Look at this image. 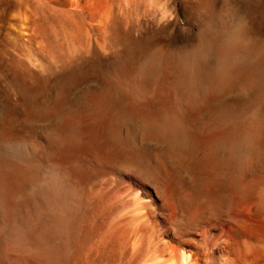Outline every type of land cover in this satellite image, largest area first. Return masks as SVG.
Masks as SVG:
<instances>
[{
	"label": "rangeland",
	"instance_id": "374dc122",
	"mask_svg": "<svg viewBox=\"0 0 264 264\" xmlns=\"http://www.w3.org/2000/svg\"><path fill=\"white\" fill-rule=\"evenodd\" d=\"M80 1L0 0V172L9 144L30 133L80 141L109 131L121 156L140 159L148 173L145 142L219 173L225 146L209 136L234 128L215 130L209 119L253 121L258 127L241 132L264 137V0ZM241 23L247 43L227 47ZM170 103L179 112L120 115L129 106ZM174 120L176 136L157 138L159 126ZM162 153L154 150L158 160ZM260 157L252 150L241 170L264 175ZM9 258L38 261L32 252Z\"/></svg>",
	"mask_w": 264,
	"mask_h": 264
},
{
	"label": "bare ground",
	"instance_id": "6f19581e",
	"mask_svg": "<svg viewBox=\"0 0 264 264\" xmlns=\"http://www.w3.org/2000/svg\"><path fill=\"white\" fill-rule=\"evenodd\" d=\"M153 106L121 108L120 115L180 109ZM177 122L159 126L157 138L173 139ZM208 126L234 128L209 136L225 146L219 173L145 142L139 156L148 173L140 159L121 156L120 139L112 146L109 131L80 141L30 133L10 143L0 172V264H11L10 252L35 253L37 264H171L181 250L192 264H264V175L240 168L252 150L264 165V137L241 132L253 121L209 119Z\"/></svg>",
	"mask_w": 264,
	"mask_h": 264
},
{
	"label": "clouds",
	"instance_id": "9594fccd",
	"mask_svg": "<svg viewBox=\"0 0 264 264\" xmlns=\"http://www.w3.org/2000/svg\"><path fill=\"white\" fill-rule=\"evenodd\" d=\"M243 27H244L243 23L236 25V27L232 30V32L226 36L227 47L234 48L237 45L247 43L246 41L243 40V37H242ZM232 60L234 63H239L241 60V57L239 54H236L232 57ZM144 264H156V262L150 259H146L144 261ZM158 264H165V261L159 260ZM171 264H192L190 253L184 250H181L179 257H178V261L171 260Z\"/></svg>",
	"mask_w": 264,
	"mask_h": 264
},
{
	"label": "water",
	"instance_id": "95a60500",
	"mask_svg": "<svg viewBox=\"0 0 264 264\" xmlns=\"http://www.w3.org/2000/svg\"><path fill=\"white\" fill-rule=\"evenodd\" d=\"M62 1L67 2V3L70 2V0H62ZM80 2H81L82 4H84V3H85V0H81ZM71 5H72V4H71Z\"/></svg>",
	"mask_w": 264,
	"mask_h": 264
}]
</instances>
